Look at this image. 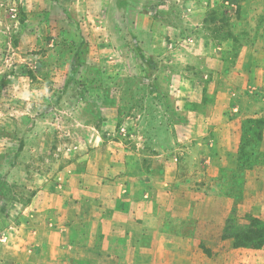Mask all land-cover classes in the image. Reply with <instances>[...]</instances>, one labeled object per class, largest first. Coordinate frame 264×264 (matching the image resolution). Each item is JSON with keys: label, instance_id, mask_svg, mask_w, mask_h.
<instances>
[{"label": "rangeland", "instance_id": "obj_1", "mask_svg": "<svg viewBox=\"0 0 264 264\" xmlns=\"http://www.w3.org/2000/svg\"><path fill=\"white\" fill-rule=\"evenodd\" d=\"M254 64L264 66V0H0V239L26 220L20 205L86 210L89 198L103 205L142 178L163 213L177 167L191 179L176 188L229 190L234 204L225 217L217 202L200 210L191 246L162 241L130 258L264 264V108L243 124L246 143L260 148L244 155L243 181L207 185L196 150L176 162L172 147V95L191 83L189 109L249 108L248 90L264 79V70L251 78ZM70 231L77 241L89 232L84 223Z\"/></svg>", "mask_w": 264, "mask_h": 264}, {"label": "crops", "instance_id": "obj_2", "mask_svg": "<svg viewBox=\"0 0 264 264\" xmlns=\"http://www.w3.org/2000/svg\"><path fill=\"white\" fill-rule=\"evenodd\" d=\"M263 70V65L254 64L251 78L256 75L255 72ZM253 82L255 86L248 90L247 95L244 94L251 100L252 106L234 105V113L229 112L230 103H222L218 114H201L189 109V101L192 100L186 91L193 87L191 83L177 91L178 99L172 95V147L181 154L174 160L179 162L180 157L187 158L196 150L198 159L193 162L200 165V177L207 185L223 182L229 186L239 177V181H243L245 174L241 168L246 156L250 161L260 149L255 142L247 144L244 140L246 117L264 108V79L258 78ZM237 94L241 95L233 92L234 96ZM246 163L250 168L252 164ZM176 169L178 173L172 174V193L168 192L167 196L169 209L163 213L159 194L156 190L150 192L145 188L147 178L136 180L134 191L126 189L119 194V198L105 201L103 205L89 198L86 210L81 204L70 209L64 201L56 206H44L43 203L18 205L26 220L8 224L7 238L0 239V264H136V259L133 256L130 258L133 247L142 250L148 246L158 248L162 241L166 245L191 246L188 231L192 229L190 226L201 224L198 221L200 210L202 215L206 213L207 216L211 214L209 204L217 202L219 208H216L215 214L225 217L228 204H234L236 196L227 189L225 192L207 187L205 193L197 195L189 188H176V183H187L191 179L189 174L182 175L179 173L181 170ZM247 171L250 173L251 169ZM249 180L248 177L244 181ZM198 206L201 207L199 211L196 209ZM247 211L250 212L251 208ZM70 214H73L71 223ZM165 215L172 223L167 228L161 218ZM206 216H201V220L206 221ZM81 223L88 227V234L81 237L82 241L72 240L70 227L81 228ZM170 227L172 232L168 230ZM98 230L102 235L100 239Z\"/></svg>", "mask_w": 264, "mask_h": 264}]
</instances>
